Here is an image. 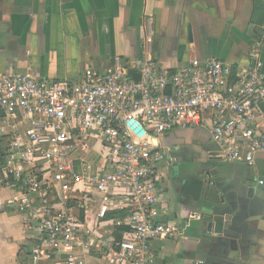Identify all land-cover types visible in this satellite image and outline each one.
Returning a JSON list of instances; mask_svg holds the SVG:
<instances>
[{
    "label": "built area",
    "instance_id": "built-area-1",
    "mask_svg": "<svg viewBox=\"0 0 264 264\" xmlns=\"http://www.w3.org/2000/svg\"><path fill=\"white\" fill-rule=\"evenodd\" d=\"M147 28L136 59L89 62L74 80L0 75L1 183L34 227L30 264H156L152 242L182 231L162 219L158 136L203 128L212 156L248 166L264 153V34L248 66L169 68Z\"/></svg>",
    "mask_w": 264,
    "mask_h": 264
},
{
    "label": "crops",
    "instance_id": "crops-1",
    "mask_svg": "<svg viewBox=\"0 0 264 264\" xmlns=\"http://www.w3.org/2000/svg\"><path fill=\"white\" fill-rule=\"evenodd\" d=\"M147 22L152 55L163 66L218 58L245 67L253 40L264 34V0H0V75L74 80L89 62L134 60L144 52ZM262 62L264 72V53ZM155 142L163 153L162 219L182 227L152 242L156 264H264V189L249 193L264 176V153L253 166L212 156L203 128L177 129ZM1 180L0 169V264H30L34 227Z\"/></svg>",
    "mask_w": 264,
    "mask_h": 264
},
{
    "label": "water",
    "instance_id": "water-1",
    "mask_svg": "<svg viewBox=\"0 0 264 264\" xmlns=\"http://www.w3.org/2000/svg\"><path fill=\"white\" fill-rule=\"evenodd\" d=\"M263 31H264V29H262ZM189 36H190V39H192V32H191V30L189 29ZM260 181H263V183H261ZM259 184H258V186L257 187H254V186H252L251 188H250V194H252L253 192H256V193H259V191H262L263 189H264V176L263 177H261V178H259Z\"/></svg>",
    "mask_w": 264,
    "mask_h": 264
},
{
    "label": "rangeland",
    "instance_id": "rangeland-1",
    "mask_svg": "<svg viewBox=\"0 0 264 264\" xmlns=\"http://www.w3.org/2000/svg\"><path fill=\"white\" fill-rule=\"evenodd\" d=\"M29 235V234H28ZM30 236V235H29Z\"/></svg>",
    "mask_w": 264,
    "mask_h": 264
}]
</instances>
